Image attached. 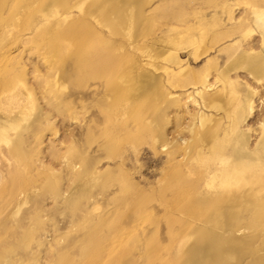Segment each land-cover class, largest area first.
Here are the masks:
<instances>
[{"label":"rangeland","instance_id":"374dc122","mask_svg":"<svg viewBox=\"0 0 264 264\" xmlns=\"http://www.w3.org/2000/svg\"><path fill=\"white\" fill-rule=\"evenodd\" d=\"M204 248L264 264V0H0V264Z\"/></svg>","mask_w":264,"mask_h":264},{"label":"bare ground","instance_id":"6f19581e","mask_svg":"<svg viewBox=\"0 0 264 264\" xmlns=\"http://www.w3.org/2000/svg\"><path fill=\"white\" fill-rule=\"evenodd\" d=\"M59 40H61V39H59ZM66 41H63V44H65L66 42H67V45H68V47H69V51H72L71 50V48H73L74 46L73 45H78L79 43H78V41H79V39L75 36V35H73V34H71L70 36H68V37H66V39H65ZM80 42V41H79ZM61 44V43H60ZM80 45V44H79ZM81 48H83V47H81ZM63 50V49H62ZM93 49L92 48H89L87 51L88 52H83L84 50H82L81 51V49L80 50H78L79 52H81L80 54H79V60H80V62H82V60H83V57L86 55V54H88L90 51H92ZM68 51V50H67ZM63 53V52H62ZM77 53V50L75 51V54ZM73 54H74V52H73ZM90 54H91V52H90ZM95 54L96 53H94V56H95ZM65 55V54H64ZM68 55V54H67ZM69 56H71V57H73V56H78L77 54L76 55H71V54H69ZM89 56V55H88ZM90 56H92V55H90ZM74 58V57H73ZM72 58V59H73ZM75 59V58H74ZM95 59V58H94ZM93 59V60H94ZM90 60V59H89ZM92 60V61H93ZM96 60V59H95ZM88 62V61H87ZM86 62L84 61V64H85ZM89 63V62H88ZM82 65H84L83 64V62L81 63ZM86 67V66H85ZM85 70H86V68H85ZM202 121V120H201ZM204 121V120H203ZM220 149V148H219ZM258 180V179H257ZM194 246V245H193ZM201 246V245H200ZM189 248V247H188ZM189 250H190V248H189ZM199 250V249H198ZM188 251V250H187ZM195 251V250H194ZM198 254V253H197ZM203 257L202 258H200L199 259V261L197 262L198 264H213L212 262L210 263L209 261H206L207 260V258H206V252H205V248L203 249ZM195 256V255H194ZM193 256V257H194ZM192 257V256H191ZM196 258V257H195ZM192 263H194V262H192V259L191 258H185L184 259V261H183V264H192Z\"/></svg>","mask_w":264,"mask_h":264}]
</instances>
